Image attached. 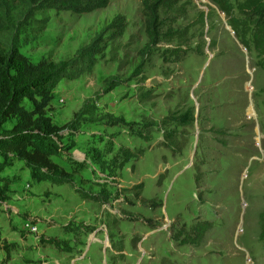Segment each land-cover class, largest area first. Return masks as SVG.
I'll return each instance as SVG.
<instances>
[{"label": "rangeland", "instance_id": "1", "mask_svg": "<svg viewBox=\"0 0 264 264\" xmlns=\"http://www.w3.org/2000/svg\"><path fill=\"white\" fill-rule=\"evenodd\" d=\"M29 9L27 0H0V53L16 44L32 62H56L103 41L92 71L61 80L46 111L56 126L83 111L61 141L73 163L55 158L73 170L71 181H37L0 156V264H264V71L218 6L109 0L91 13ZM117 16L121 37L109 27ZM187 107L192 126L163 122ZM164 132L175 144L162 143ZM123 153L131 158L122 169L103 170ZM198 221L211 229L186 242Z\"/></svg>", "mask_w": 264, "mask_h": 264}, {"label": "trees", "instance_id": "2", "mask_svg": "<svg viewBox=\"0 0 264 264\" xmlns=\"http://www.w3.org/2000/svg\"><path fill=\"white\" fill-rule=\"evenodd\" d=\"M27 1L29 11L32 12L53 9L56 13L64 11L74 14L91 13L105 8L109 3V0ZM178 1L159 0V3L174 7ZM212 2L226 15L238 43L256 53L257 66L264 71V0H242L233 8L223 0ZM234 9L239 13V18L234 16ZM36 23L41 26L40 29L46 25L43 19L36 20ZM125 25V20L117 16L109 27L117 37H121ZM102 41L99 36L89 45L78 49L71 58L56 62L47 59L32 62L19 52L16 44H10L7 51L0 53V156L5 162L11 163L16 159L29 170L31 178L37 181H47L54 185L71 181L73 170L68 171L55 158L65 164L73 163L70 157H61V141L68 136L83 111L62 126L53 125L46 111L50 109L53 91L61 80H74L92 71L98 61L96 55L100 53L99 45ZM25 101L29 102V106L24 105ZM9 118H16L15 124L10 129H3ZM167 120L177 127H190L196 121L195 109H177L163 122ZM168 140L175 144L173 132L163 133L162 143L169 145ZM171 148L177 152L175 155H181V148ZM130 158V154H119L105 163L103 170L109 172L115 168L122 169ZM194 168V185L198 190L201 173L197 165ZM211 227L210 221H198L191 226V234H186V242L195 240L198 244Z\"/></svg>", "mask_w": 264, "mask_h": 264}, {"label": "crops", "instance_id": "3", "mask_svg": "<svg viewBox=\"0 0 264 264\" xmlns=\"http://www.w3.org/2000/svg\"><path fill=\"white\" fill-rule=\"evenodd\" d=\"M209 82V81H208ZM208 82H207V84H208ZM209 85V84H208ZM215 85H217V82H214V86H211V85H209V86H211V87H215ZM251 104L253 105V104H255V103H253L252 101H251Z\"/></svg>", "mask_w": 264, "mask_h": 264}, {"label": "built area", "instance_id": "4", "mask_svg": "<svg viewBox=\"0 0 264 264\" xmlns=\"http://www.w3.org/2000/svg\"><path fill=\"white\" fill-rule=\"evenodd\" d=\"M248 260V259H247Z\"/></svg>", "mask_w": 264, "mask_h": 264}]
</instances>
